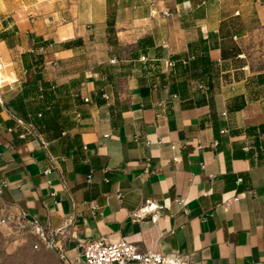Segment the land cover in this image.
Here are the masks:
<instances>
[{
	"label": "crops",
	"instance_id": "1",
	"mask_svg": "<svg viewBox=\"0 0 264 264\" xmlns=\"http://www.w3.org/2000/svg\"><path fill=\"white\" fill-rule=\"evenodd\" d=\"M4 8V264H85L79 244L99 239L186 264H264V52L256 68L243 50L264 40V0ZM27 53L43 56L54 103L70 97L60 133L32 130L9 107Z\"/></svg>",
	"mask_w": 264,
	"mask_h": 264
},
{
	"label": "trees",
	"instance_id": "2",
	"mask_svg": "<svg viewBox=\"0 0 264 264\" xmlns=\"http://www.w3.org/2000/svg\"><path fill=\"white\" fill-rule=\"evenodd\" d=\"M112 25L110 20V31ZM22 62L25 69L22 90L10 101L9 107L15 112L16 118L31 123L40 132H62L67 120L60 114V110L65 108L59 109L58 102L54 103L55 86L42 78L45 62L43 56L27 53L22 56Z\"/></svg>",
	"mask_w": 264,
	"mask_h": 264
},
{
	"label": "built area",
	"instance_id": "3",
	"mask_svg": "<svg viewBox=\"0 0 264 264\" xmlns=\"http://www.w3.org/2000/svg\"><path fill=\"white\" fill-rule=\"evenodd\" d=\"M140 60L146 61L144 56H141ZM167 66L172 67L173 63L169 62ZM84 102L87 103L88 99H84ZM12 220L14 217L6 216L1 222H12ZM17 220L18 224L22 222L21 219ZM32 229L37 237L44 238L43 231L37 223L32 224ZM79 248L85 264H186L161 253L141 252L137 247L123 240L112 243L103 239L85 241L79 244Z\"/></svg>",
	"mask_w": 264,
	"mask_h": 264
},
{
	"label": "rangeland",
	"instance_id": "4",
	"mask_svg": "<svg viewBox=\"0 0 264 264\" xmlns=\"http://www.w3.org/2000/svg\"><path fill=\"white\" fill-rule=\"evenodd\" d=\"M1 1V3L3 2V4H5V1L6 0H0ZM0 3V4H1ZM6 9L4 8V10H0V23L2 22L1 21V18H3V17H5V15H6ZM6 20H4V22H5ZM2 36H4L3 34H1V26H0V37H2ZM244 49V52L246 53V55L248 54V53H251L250 55H253V53H255L256 55H258V56H255V60H257V57H259L260 59H258L257 60V62L254 64V67H256V68H259L260 66H262L263 64H262V62H261V59H262V55L263 54H261V56H260V53H263L264 52V40H262V39H260V37H259V40H255L254 42H252V41H250L248 44H247V42H245L244 43V47H243ZM251 49H253V50H251ZM259 53V54H258ZM249 55V56H250ZM264 62V61H263ZM44 67V66H43ZM42 70H43V68H42ZM42 78H43V76H42ZM68 95V94H67ZM69 101H70V97H67L66 96V98L65 97H63V101L61 102V104H59V105H61V106H59V109H62V108H65V110H60L61 112H60V114L62 115V116H64L65 115V113H67V110L69 109V108H67V107H69L68 106V103H69ZM68 119V118H67ZM66 124V126H67V124H68V120H67V122L65 123ZM32 130H36V131H38V128H36V127H34V126H32V128H31ZM21 231H27V229L24 227H22L21 229H20ZM33 235V234H32ZM35 235V234H34ZM4 242H6V239L3 237V236H0V261H2L3 262V264L5 263V260H6V257L7 256H5L1 251V245L4 243Z\"/></svg>",
	"mask_w": 264,
	"mask_h": 264
}]
</instances>
